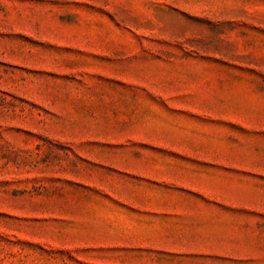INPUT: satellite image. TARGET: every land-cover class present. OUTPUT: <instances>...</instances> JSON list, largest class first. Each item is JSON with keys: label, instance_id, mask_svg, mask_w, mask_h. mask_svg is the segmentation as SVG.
<instances>
[{"label": "rangeland", "instance_id": "obj_1", "mask_svg": "<svg viewBox=\"0 0 264 264\" xmlns=\"http://www.w3.org/2000/svg\"><path fill=\"white\" fill-rule=\"evenodd\" d=\"M256 228L264 0H0V264H255Z\"/></svg>", "mask_w": 264, "mask_h": 264}, {"label": "crops", "instance_id": "obj_2", "mask_svg": "<svg viewBox=\"0 0 264 264\" xmlns=\"http://www.w3.org/2000/svg\"><path fill=\"white\" fill-rule=\"evenodd\" d=\"M247 232L248 229H245L243 231V234H246ZM252 233L255 235V237L257 236L258 238H260V247H261L260 251H256L254 253V258H256L255 264H264V229L256 228L252 230ZM193 264H224V262L218 259L210 258V259L198 260L196 261V263Z\"/></svg>", "mask_w": 264, "mask_h": 264}]
</instances>
